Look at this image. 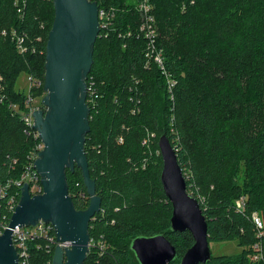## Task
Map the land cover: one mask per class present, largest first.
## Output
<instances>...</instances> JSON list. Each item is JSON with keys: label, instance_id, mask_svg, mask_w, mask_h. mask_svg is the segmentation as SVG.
<instances>
[{"label": "trees", "instance_id": "obj_1", "mask_svg": "<svg viewBox=\"0 0 264 264\" xmlns=\"http://www.w3.org/2000/svg\"><path fill=\"white\" fill-rule=\"evenodd\" d=\"M16 1L25 4L22 17ZM96 2L117 10L109 35L94 43L85 81L90 129L84 150L101 200L88 234L93 241L102 237L106 254L91 249L83 264H139L130 249L137 237L164 235L176 251L171 264L193 245L189 232L170 231L172 209L156 153L160 136L174 149L187 192L199 203L208 243L237 241L242 248L235 256H211L206 264H253L246 249L255 242L250 214L257 212L264 222V0H150L158 46L176 81L172 98L157 67L145 66L144 41L126 37L139 23L133 4ZM53 19L52 0H0V32L17 29L36 48L20 55L0 35L2 182L20 176L37 143L10 105L24 111L25 94L15 90L19 73L43 80ZM148 133L155 135L149 150L142 145ZM65 178L74 208L85 210L89 197L81 171L67 168ZM240 197L243 214L234 210ZM42 245L30 243V264L50 260L52 249L47 253Z\"/></svg>", "mask_w": 264, "mask_h": 264}, {"label": "water", "instance_id": "obj_2", "mask_svg": "<svg viewBox=\"0 0 264 264\" xmlns=\"http://www.w3.org/2000/svg\"><path fill=\"white\" fill-rule=\"evenodd\" d=\"M52 4L54 19L46 41L44 96L40 101L45 110L32 114L33 129L43 145L33 163L42 192L31 196L28 185L22 186L9 224L0 235V264H17L12 230L39 221L53 226L58 242H70V248H54L51 264H83L89 253V223L101 206L84 150L90 129L85 81L99 32L98 7L89 0H52ZM157 144L162 161L160 183L172 209L170 231L189 232L193 239L178 264H206L211 253L205 217L198 201L187 192L168 139L161 136ZM75 166L89 197L87 208L81 211L73 206L65 178V170L73 171ZM130 249L139 264H171L176 259L175 248L164 235L137 237Z\"/></svg>", "mask_w": 264, "mask_h": 264}, {"label": "built area", "instance_id": "obj_3", "mask_svg": "<svg viewBox=\"0 0 264 264\" xmlns=\"http://www.w3.org/2000/svg\"><path fill=\"white\" fill-rule=\"evenodd\" d=\"M95 2L97 0H89ZM130 4H133V9L139 17V23L133 30H129L126 37H134L136 39H142L145 43L143 56L145 58V66L149 67L153 64L159 70L160 75L164 78L166 84V90L172 98V90L176 84V81L171 77L170 73L166 70L165 58L163 49L158 46V32L156 28V22L152 13V5L150 0H128ZM25 4L22 5L19 2L14 3L16 13L22 17V12ZM98 7V6H97ZM115 8L98 7V23L99 32L97 38L107 37L112 25L113 19L116 13ZM2 37H8L14 44L17 52L20 55L27 52L36 51L35 47H31L27 44V35L23 32H19L17 29L11 28L9 30H2L0 32ZM40 41V38L37 39ZM1 81V78H0ZM29 88L25 94L24 111L19 112L18 106L11 104L10 108L15 114H19L21 121L25 126V134L32 136L37 143L34 145L32 151L27 156V164L21 172L20 176L16 179L7 180L5 182L0 181V235L6 230L10 217L19 201L20 190L24 184L28 185V190L31 196L41 194L42 187L40 183V176L34 169V161L37 159L38 153L42 150L43 145L38 138V133L33 129L34 121L32 114L36 110H45L41 105V99L44 96L42 92L41 96H34L33 93L43 88V80L34 78L28 75ZM43 91V90H42ZM4 87L0 84V103L5 99ZM154 135L148 133L142 141V145L149 150V144ZM122 142L121 137L118 140ZM160 155L159 150L156 152ZM16 163L12 160V164ZM145 165H143L144 168ZM84 197V195H82ZM234 210L237 213L243 214L245 212V198L240 197L234 202ZM250 222L253 226V232L255 242L246 248L248 250L247 259L250 263L257 264L264 260V222L261 216L257 212L250 214ZM11 240L13 247L17 255V264H30V251L29 246L31 242L40 241L43 243V247L48 253L51 249V258L46 264H51L52 254L56 246L61 248H70V242H58L54 228L49 223L39 221L34 226L15 227L12 230ZM94 250L98 256L106 254V244L102 237L99 240L93 241L89 239L88 250Z\"/></svg>", "mask_w": 264, "mask_h": 264}, {"label": "rangeland", "instance_id": "obj_4", "mask_svg": "<svg viewBox=\"0 0 264 264\" xmlns=\"http://www.w3.org/2000/svg\"><path fill=\"white\" fill-rule=\"evenodd\" d=\"M28 88H29L28 75L25 71H22L21 73L18 74L16 78L15 90L27 93ZM159 108H161V105H158V109ZM160 137H158L157 140H159ZM202 201L204 200L202 199ZM209 249L212 257L235 256L242 252V248L238 245L237 241L210 242Z\"/></svg>", "mask_w": 264, "mask_h": 264}]
</instances>
